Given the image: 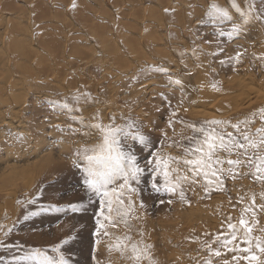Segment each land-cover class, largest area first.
<instances>
[{"label": "rangeland", "instance_id": "obj_1", "mask_svg": "<svg viewBox=\"0 0 264 264\" xmlns=\"http://www.w3.org/2000/svg\"><path fill=\"white\" fill-rule=\"evenodd\" d=\"M213 1L190 0L182 4L181 0H170L171 7L177 5V9L181 8V11H175V16L174 8L161 9L164 14L159 21L161 25L173 24L177 30L175 26L172 29L180 35L190 32L194 38L191 40L193 43L188 41L183 45L187 48L182 50V54L191 56L199 52L200 61L196 62L197 65L194 63L189 66L196 78L195 82L189 79L187 67L167 66L162 64L163 58L154 55L143 62L137 61V64L135 61L131 70H123L126 73L123 74L122 71L120 74L118 71L122 69L116 67L115 60L123 54L121 49L109 55L107 61L110 63L104 64V67L110 68L107 71L99 58L89 64L84 61L77 68L64 71L67 76L62 74L58 77L55 72L52 77H47L48 84H39L38 73H34L33 78H25V90L33 93L35 98L30 99L39 110L38 114L28 115L25 124L16 120L10 124L11 128L8 125L7 130L4 128L0 132L2 131L1 134L5 137L2 139L7 145L16 142V137L24 129L30 132L28 134L32 139L23 146L19 144L20 150L17 146L13 149L12 146L0 147L4 151H0V159L4 160H0V165L7 161L22 164L20 162L25 159L26 150L27 154L32 155L31 159L35 158L30 160L34 165L30 163L23 176L17 175L11 181H0V186L10 188L11 191L6 195V200V196L0 195V264H11L14 257L21 258L19 264H34V261L22 259L26 252L40 249L48 256L55 257L56 253L51 250L56 247H59L60 254L75 264H133L130 247L124 249L125 244L137 245L140 251H146V257L139 264H205L208 260L212 264H225V261L228 264H246L243 260H233L236 254H221L219 257L209 255L207 244L213 236L224 231L229 216L233 218V222L237 220L241 209L251 203L254 193L255 204L261 203L259 194L264 192V186L259 182L248 176L236 179L228 177L224 180L223 190L213 189L205 194L201 181L191 187L184 185V197L181 198L178 194L168 196L153 193L148 185V177L145 176L144 182L139 186V195L125 194V200L130 198L132 201L127 217L131 228L121 223L117 227H109L112 236L101 234L97 237L94 235L97 232L95 214L100 206L98 202L89 201L88 193L81 183L83 173L78 168V165L83 166L84 161L76 155L81 149L92 148L98 142V134L91 127L93 123L86 118L90 114L96 116L101 109L110 111L106 112L107 119L102 124H109L110 118L117 125L131 124L133 134L138 130L146 136L151 142L149 147L153 150L159 148L162 156L175 157L183 154V148L178 145L187 144L186 138L192 135L189 125H200L212 120L228 121L230 124L251 120L252 123L246 129L244 124L240 128L253 136L257 129L264 127L261 121V115L264 114V0H227L226 3L224 0ZM212 5L227 11L228 19L209 15ZM232 5L250 15L242 20ZM175 18L178 21H174ZM165 25L166 29L162 28L164 35L160 32L164 40L160 37V42L168 44L167 53L175 46L171 45V34H166L171 26L167 29ZM178 25L181 28L178 29ZM233 25H240V31L230 36ZM82 35L85 38V34ZM202 50L206 51L204 54H208H202ZM103 53L105 52L101 50L96 51L97 55ZM65 54L67 57L66 52ZM56 67L58 68L57 65ZM104 71L107 72V77L104 76ZM70 75L74 76L71 81ZM175 79L182 83L176 85ZM76 80L83 82L84 88L73 85ZM242 80L243 85H240ZM91 84L94 92L89 94L87 88ZM204 90L207 99L202 96ZM210 97L214 100H229L224 99V104L218 106L207 105L200 108L199 104H194L195 107L192 105L191 101L195 99L209 103L212 100ZM65 104L67 108L64 107ZM193 110L199 113L196 114ZM204 111L207 116H204ZM227 130L234 131L231 127ZM90 134H96V138L93 139ZM6 139L12 140L8 143ZM29 149L35 152L31 153ZM133 150L140 167H146L145 160L149 153L142 150L139 144ZM10 153H13L12 156ZM8 154L9 158H6ZM48 155L52 161L46 160ZM16 156L18 163L15 161ZM241 196L244 201L238 203ZM81 204L83 210L79 212H73L69 207ZM125 206L127 207V203ZM246 217L253 222V235L264 236V231H260L264 229V212L257 208L255 217L251 212ZM106 224L102 220L101 227ZM188 230L193 237L185 235ZM116 237L122 238V251L116 250ZM10 245L17 247H9ZM145 246L148 247L145 249ZM212 247L216 248L217 245L213 244Z\"/></svg>", "mask_w": 264, "mask_h": 264}, {"label": "bare ground", "instance_id": "obj_2", "mask_svg": "<svg viewBox=\"0 0 264 264\" xmlns=\"http://www.w3.org/2000/svg\"><path fill=\"white\" fill-rule=\"evenodd\" d=\"M226 1L227 0H224L225 3ZM181 2L183 4L190 2V0H181ZM164 8H169L172 10L174 8L173 14L178 9H181L180 7L177 9V5L171 7L170 0H0V130L4 128H6L7 130L10 124H12L16 120L17 122H24L25 124L27 122L28 115L38 114L39 110H37L36 106H34V103L31 100H34L35 98L33 93L25 90V78H33L34 73H38L40 74V76L38 77L40 78V80H38L39 84H48V78L52 77V74L54 75L55 72L58 74V77H60V75L65 74L64 71L68 72L71 69L77 68L78 66H80V64H84V61L88 62L89 64V62L91 63L92 61L98 60L99 58H101V63L103 64L102 67L105 69V71H107V69L110 68L104 67V64L108 65V63H110V61H107L109 55L114 54L117 50L120 49L123 54L117 56V59L115 60L116 67L122 69L121 71L119 69V71L117 70L119 73H122L123 70H125L126 72L127 70H131L134 67L132 65H134L133 63L135 61L137 64V61L143 62L150 55H154L163 58L161 62L162 64H166L167 66L187 67L188 70L185 71L186 73H189V79L195 82L196 78L194 77L190 67L192 64H196V62L200 61L199 52L191 54V56L189 54H182V50H184L185 47L187 48V46L183 45L188 41L189 43L192 42L191 40L194 39L192 38V34L190 32H186V34L180 35L178 31H176L177 27L175 25L174 26L176 27V30L172 29L175 28L173 24H168V26H171V30H169L170 27L168 29V26L164 24L169 30V32L167 30L166 34H171V38L170 36L167 38L171 39V45H174L175 47L172 48V51L166 53L168 44L160 42V37H162L160 36V32L162 33V28L165 27L163 23L161 25L159 21L164 15L163 10H161ZM175 19L174 21H178L177 18ZM171 22L173 23V21ZM146 23L148 24L146 25ZM177 23L180 22H176V24ZM180 25H178V29L181 28ZM160 26L163 27L160 28ZM188 26L190 27V25ZM188 26L185 28H188ZM184 31L187 30L184 29ZM164 32L165 31L163 30V33ZM163 33L162 35H164ZM82 34H85V38ZM162 39L164 40L163 37ZM150 49H152V51L154 52H152ZM97 50H101L105 53H103L102 55H97ZM204 51L202 50L203 53H200H206V51ZM65 52L67 53V57ZM151 52L153 54H151ZM205 57L203 56V58ZM149 58H151V56ZM56 65L58 66V68L56 67ZM66 65L69 66L66 67ZM45 66L49 69L50 72H52L48 73L49 71L47 68H44ZM125 71H123V74L126 73ZM106 73L107 72H105L104 74L105 77H107ZM116 75L117 74L115 73V76ZM65 76H67V74H65ZM73 77L72 75H70V81ZM27 83H29V80ZM70 83L73 84L72 82ZM242 83L243 80L242 82H240V85H243ZM73 85L81 87L83 86V82L79 83V81L76 80L75 84ZM26 88L29 89V87ZM80 91H78L79 94ZM92 91L93 89L91 84L87 88V93L91 94ZM197 92L198 91L196 90V93ZM202 93L204 94L202 96H205V99H207L208 96L206 91V94L204 92ZM198 95L199 94L197 93V96ZM245 97L247 98V96ZM81 98L83 99V97ZM199 99L191 101L193 102L192 105L199 104L198 106L200 108L207 105L218 106L224 104V102L226 101L224 99L229 100L228 98L214 100L213 97H210V100L212 99L211 102L205 103L199 102ZM200 101L202 100L200 99ZM31 103H33V106L31 105ZM34 111L37 112L34 113ZM98 111L99 112L96 116H91L90 114L88 116H90L91 118H86V120L93 124L98 122L101 124L104 123L107 119L106 112L109 110L101 109ZM194 112L199 113V111ZM109 115L111 114L109 113ZM204 116H207L206 112ZM93 117L97 118L93 119ZM9 128H11V126ZM21 129H23V126L21 127ZM1 133L2 131L0 132V147L12 146L13 149V147L17 146L18 148L19 144L23 146V144L25 145L26 141L32 139L31 135L28 134L30 132L24 129L22 133L17 136L18 138L16 137V142H14L15 144L13 143L14 145L12 144V142H10V140L12 139H6L8 143L10 142L12 144L7 145V142L2 139L5 137ZM14 133H16V130L14 131ZM9 135L11 134L9 133ZM90 136L93 139L96 138V134H90ZM6 138H8V136H6ZM9 150L11 151V148ZM18 150L20 149L18 148ZM29 150L31 153L35 152V150L33 149V151H31V149ZM26 152L25 159L20 155V158L24 160L21 159L22 162L20 163L22 164H18L19 166L15 162H13L14 160H10L12 157H10L9 160L13 163H9L7 161L5 164L0 165V181H11L15 179L14 177H17V175H22L24 172H26L27 169H29L28 167L30 163L31 165H34V162L32 161L35 157L31 159L30 156L32 155L29 153L27 154ZM5 153L3 154V156L5 155ZM10 154L12 156L13 153ZM10 154H8V157H5L9 158ZM14 154H16V151ZM17 157L18 156H16L15 158L16 162ZM46 157L47 161H52V158L49 155ZM7 189L4 186H0V195H3V197L9 195L11 191L9 190L10 188L8 190ZM6 199L7 196L5 197V200ZM3 205H5V202ZM185 235L193 237L190 230H188ZM241 246L243 247V245ZM221 252H223L222 254L225 255L235 254L227 251L226 249H221Z\"/></svg>", "mask_w": 264, "mask_h": 264}, {"label": "snow or ice", "instance_id": "obj_3", "mask_svg": "<svg viewBox=\"0 0 264 264\" xmlns=\"http://www.w3.org/2000/svg\"><path fill=\"white\" fill-rule=\"evenodd\" d=\"M232 7L236 8L242 20L250 15L238 9L236 5ZM211 8L209 15L228 19L227 11L216 5H212ZM239 31L240 25H233L229 35L232 36ZM174 83L180 85L182 82L175 79ZM64 107L67 108V104ZM261 121L264 123V114L261 115ZM250 123L251 120L240 121L237 124L212 120L204 121L200 125H189L192 135L186 138L187 144L178 145L183 148V154L175 157L162 156L159 148L151 149L149 147L151 142L146 136L140 134L138 130L133 134L131 124L117 125L110 118L107 125L99 122L91 125L98 134V142L92 148L81 149L76 155L82 157L84 161L83 166L78 165V168L83 173L81 183L88 193L89 201L98 202L100 206L95 214L97 232L94 235L112 236L109 227H117L121 223L131 228L127 217L132 201L130 198L126 201L125 194L139 195V186L144 182L145 176L148 177V185L153 193L168 196L178 194L181 198L184 197V185L191 187L202 181L201 186L207 194L213 189L223 190L224 180L228 177L236 179L239 176H248L264 186V127L257 129L255 136L246 130L241 131V124H244L246 129ZM229 127L234 131H228ZM136 144L149 153L145 160L146 167L142 168L139 165L133 150ZM243 169L247 171H242ZM259 198L261 203L256 205L254 193L251 203L241 209V214L235 222L232 217L227 218L224 231L213 236L207 244L209 255L219 257L222 254L221 249H226L236 254L233 260H243L246 264H264V237L253 235V222L246 217L249 212L255 217L257 208L264 212V192L259 194ZM243 201L244 197L241 196L238 203ZM69 207L73 212L83 210L82 204ZM102 220L107 222L103 228ZM121 240L122 238L116 237L117 251H122ZM213 244L217 247L213 248ZM129 247L130 259L133 264H139V261L146 257V251H140L137 245H124L126 250ZM147 247L145 246V249ZM51 251L56 253L55 257L48 256L44 250L35 249L26 252L22 259L34 261V264H75L60 254L59 247ZM20 259L14 257L11 264H19ZM205 264H212V261H205ZM225 264L228 262L225 261Z\"/></svg>", "mask_w": 264, "mask_h": 264}]
</instances>
